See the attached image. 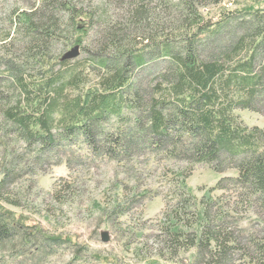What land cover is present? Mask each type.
<instances>
[{
  "label": "trees",
  "instance_id": "1",
  "mask_svg": "<svg viewBox=\"0 0 264 264\" xmlns=\"http://www.w3.org/2000/svg\"><path fill=\"white\" fill-rule=\"evenodd\" d=\"M224 1L101 0L91 8L33 0L10 13L0 37V264H39L71 247L65 264H118L23 223L5 205L23 207L17 185L53 166L72 171L146 153L187 165L171 184L156 257L264 264V128L235 113L264 114V7L204 18L201 8ZM76 45L82 56L63 60L64 47ZM195 165L237 176L198 199L185 184ZM72 190L56 184L53 199ZM240 208L253 214L248 230ZM128 211L115 204L112 214Z\"/></svg>",
  "mask_w": 264,
  "mask_h": 264
},
{
  "label": "rangeland",
  "instance_id": "2",
  "mask_svg": "<svg viewBox=\"0 0 264 264\" xmlns=\"http://www.w3.org/2000/svg\"><path fill=\"white\" fill-rule=\"evenodd\" d=\"M77 1L83 7L91 8L101 3V0ZM32 2L0 0V37L10 29V13L28 9ZM242 7L263 8L264 0H225L220 5L201 8V13L206 20L217 21L224 9ZM89 35L92 36V31ZM69 49L71 47L65 46L63 53ZM90 79L93 80V77ZM235 113L246 126L264 128V114L247 110H236ZM186 167L183 162L161 160L149 153L132 161L97 160L91 165H77L72 171L61 164L37 174L32 180L24 178L17 185L19 190H16L23 197V207L5 205V208L23 223L38 225L53 235L67 236L75 245L112 258L118 264H146L147 261L143 259H154L158 264H187L189 254L186 253H180L175 262L155 256L159 249L156 234L171 184L175 180V173ZM236 176L237 171L232 168L217 173L204 165H195L185 184L192 195L200 199L221 178ZM66 182L72 185L73 190L62 192L61 199L54 200V186L58 184L63 187ZM220 195V192L214 194L216 197ZM115 204L128 205L129 211L117 218L112 214ZM245 209L240 208L236 217L241 219L239 226L248 230L253 214ZM232 211L229 212L237 215ZM102 233L107 234L106 242L101 239ZM74 250V247L61 250L39 264H65L71 260ZM85 261V264H99ZM234 264L250 263L245 258L235 256Z\"/></svg>",
  "mask_w": 264,
  "mask_h": 264
},
{
  "label": "water",
  "instance_id": "3",
  "mask_svg": "<svg viewBox=\"0 0 264 264\" xmlns=\"http://www.w3.org/2000/svg\"><path fill=\"white\" fill-rule=\"evenodd\" d=\"M79 55H80V46L76 45L72 47L71 49H69L68 51H66L62 59L63 60H73L77 58ZM101 239L103 242H106L108 240L107 234L102 233Z\"/></svg>",
  "mask_w": 264,
  "mask_h": 264
}]
</instances>
